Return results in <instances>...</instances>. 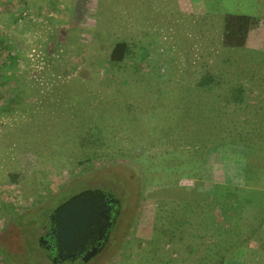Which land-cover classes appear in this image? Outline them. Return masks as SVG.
Instances as JSON below:
<instances>
[{"label":"rangeland","instance_id":"1","mask_svg":"<svg viewBox=\"0 0 264 264\" xmlns=\"http://www.w3.org/2000/svg\"><path fill=\"white\" fill-rule=\"evenodd\" d=\"M253 1L201 0L194 10L188 0H0V264H10L1 252L17 264H52L30 234L39 224L32 218L46 205L47 212L57 208L73 184L94 180L121 200L122 212L124 200L138 210L110 264H214L208 250L219 240L215 226L222 215L211 221L214 211L191 197L192 180L166 167L200 164L199 150L185 152L176 142L185 85L219 61L214 45L224 12L259 11L263 18L264 0ZM260 24L250 36L256 52L238 50L239 66L221 62L218 69L253 74L252 93L233 118L246 127L254 121L255 145L248 166L237 163L231 171L226 165L225 175L247 176L250 202L264 205V20ZM120 40L130 51L114 63L110 53ZM96 135L101 146L80 147ZM20 171L12 182L9 173ZM175 179L185 185L180 196L158 192L171 190ZM253 205L247 208L258 217ZM17 212L25 217L10 226ZM222 226L217 232L230 227ZM247 264H264V246L253 247Z\"/></svg>","mask_w":264,"mask_h":264},{"label":"trees","instance_id":"2","mask_svg":"<svg viewBox=\"0 0 264 264\" xmlns=\"http://www.w3.org/2000/svg\"><path fill=\"white\" fill-rule=\"evenodd\" d=\"M188 2L194 10H199L202 6L201 0H188ZM263 20L264 17L228 11L219 17V39L217 45H214V52L220 59L215 65L207 66L205 73L194 81L195 84L185 85L179 106L180 135L176 142L185 152L188 149L199 150L200 164L195 165V160L192 166H189L192 169L184 171H178L179 164L171 162L166 167L170 174L174 172L183 177L182 180H192L191 197L195 202L202 203L203 209L207 206L208 212L214 211V215L213 213L210 215L211 221L216 223V212L222 215L223 221L221 219L215 226L219 240L208 250L214 264H247L251 259L253 247L258 244L264 246V205L261 202H250L246 190L249 182L247 176L241 181L237 180L234 174L228 177L225 175L226 165L232 168L231 171L237 163L242 167L248 166V156L252 150L249 149L255 141V127H252L255 125L254 121L248 120L249 124L246 127L239 125L233 118L236 111L247 103V97L252 93L250 81L253 74L237 70L228 74L221 68L218 69V64L221 62L227 63L230 67L237 61L239 66L238 50H245L248 54L256 52L255 49L246 47L247 40L252 30L258 29L261 25L260 21ZM129 51L126 41H117L111 50L110 61L114 63L122 61ZM223 54L225 55L222 59ZM95 142L96 147L98 144L100 146L103 144L101 137L96 135L94 139L80 140V147L92 146ZM173 166L178 170L175 168L170 170ZM196 168L200 169L199 174H195ZM240 171L245 172V168L244 170L241 168ZM179 172L182 174L179 175ZM21 176H23L22 171L9 173L12 182H18ZM261 182L264 183V178ZM174 183L171 190L160 187L158 192L162 189L161 191L167 194L180 196L179 190L185 188V185L179 186L178 179H175ZM49 195L51 194L48 192L44 196L49 198ZM182 197L187 199L186 196L182 195ZM248 201V204L254 203L253 206L259 207L258 217L249 212ZM40 210L44 211V208ZM20 216L25 217L23 214ZM36 218H40V214L32 220ZM222 225H230V227L225 228L223 232L221 230L217 232L218 226L222 229Z\"/></svg>","mask_w":264,"mask_h":264},{"label":"flooded vegetation","instance_id":"3","mask_svg":"<svg viewBox=\"0 0 264 264\" xmlns=\"http://www.w3.org/2000/svg\"><path fill=\"white\" fill-rule=\"evenodd\" d=\"M142 171L147 175L146 169L143 168ZM120 174L127 181L124 174ZM96 182L97 180L84 181L85 185L80 188L73 184L69 188L68 197L60 200L57 208L47 212L46 205L44 211H37L41 219L39 218L37 228H32L30 234L32 237L35 235L37 245L42 248L50 263L110 264L111 258L121 248L112 254L113 247L120 246L118 242L124 241L120 237L125 236L126 230L133 226L138 210L133 208L131 201L129 203L124 200L122 212L121 200L110 189L99 186ZM141 184V181L134 183L138 196L141 195ZM121 192L131 195L128 190ZM78 193V197L72 198ZM20 213L11 215L10 226L13 220L22 219ZM2 255L10 264H17L1 252Z\"/></svg>","mask_w":264,"mask_h":264},{"label":"crops","instance_id":"4","mask_svg":"<svg viewBox=\"0 0 264 264\" xmlns=\"http://www.w3.org/2000/svg\"><path fill=\"white\" fill-rule=\"evenodd\" d=\"M255 1L256 0L253 1V4H254ZM245 4H249V0H243V4L242 5H245ZM260 9H261V7H260ZM239 13L257 16L259 11L256 12V11L247 10V11H243V12H239ZM262 17H264V16H262ZM260 26H263V25H260ZM250 36H251V33L248 36L246 47L254 49L255 47H254V45H252V42L250 40Z\"/></svg>","mask_w":264,"mask_h":264},{"label":"built area","instance_id":"5","mask_svg":"<svg viewBox=\"0 0 264 264\" xmlns=\"http://www.w3.org/2000/svg\"><path fill=\"white\" fill-rule=\"evenodd\" d=\"M21 15H22V16H26V15H27V11H26V10H23V11L21 12Z\"/></svg>","mask_w":264,"mask_h":264},{"label":"water","instance_id":"6","mask_svg":"<svg viewBox=\"0 0 264 264\" xmlns=\"http://www.w3.org/2000/svg\"><path fill=\"white\" fill-rule=\"evenodd\" d=\"M80 194H76V195H74L72 198H76V197H78Z\"/></svg>","mask_w":264,"mask_h":264}]
</instances>
